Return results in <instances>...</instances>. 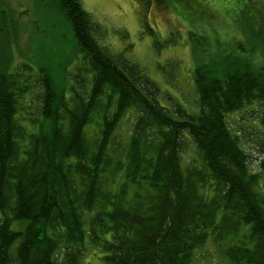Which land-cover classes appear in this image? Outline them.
Here are the masks:
<instances>
[{
	"label": "trees",
	"instance_id": "trees-1",
	"mask_svg": "<svg viewBox=\"0 0 264 264\" xmlns=\"http://www.w3.org/2000/svg\"><path fill=\"white\" fill-rule=\"evenodd\" d=\"M141 1L189 21L199 13L197 22L221 8L255 32L230 47L190 32L195 112L161 104L158 84L100 43L82 0H52L74 37L61 74L12 68L1 41L0 264H200L209 240L229 264H264V160L251 169L228 121L255 106L264 127V48L253 44L264 38V0ZM254 2L252 15L232 11ZM188 140L197 156L186 162Z\"/></svg>",
	"mask_w": 264,
	"mask_h": 264
},
{
	"label": "rangeland",
	"instance_id": "rangeland-1",
	"mask_svg": "<svg viewBox=\"0 0 264 264\" xmlns=\"http://www.w3.org/2000/svg\"><path fill=\"white\" fill-rule=\"evenodd\" d=\"M82 2L84 8L102 26L101 34L98 35L100 43L114 53H124L127 58L138 64L160 87L158 100L161 104L172 106L179 103L189 112L198 109V94L193 80L195 59L190 32L208 35L213 42L222 40L229 47L236 40L245 39L243 30L248 31L250 37H253L255 32L248 23L242 24L243 18L226 20L220 15L221 8L212 6L206 11H217L216 14L219 15L208 22H197L196 16L199 13H193L191 21L185 20L156 2L148 6L141 0ZM213 4L220 7L219 2ZM245 5L248 4L243 3L233 9L226 4L228 10L237 12V16L246 10L248 15H252L259 8L256 2L248 5L250 7ZM262 15L264 16V12ZM261 19L264 18L261 16ZM146 23L150 24L151 29ZM0 24L9 28L7 33L5 32L9 36L4 37L1 34L0 42L7 39L4 46L7 45L10 56L12 53V68L27 62L33 65L35 70L40 67L52 68L59 75L65 66L67 55H72L75 50L71 26L52 0H0ZM15 29L16 33L12 37ZM253 44L257 53L262 52L264 38L256 40ZM62 56V66L59 68ZM76 60L77 58L73 57L71 62ZM36 83L35 91L40 93V84L38 81ZM36 97L32 100V94L29 95L31 104L28 110H36L39 104ZM258 119L259 113L255 106L238 114H231L228 118L232 129L241 137V145L251 154L250 166L253 171L258 170L261 160H264V127ZM135 120V115L131 114L121 123L118 132L122 142L126 141V135ZM196 156L194 144L188 140L184 152L185 161H192ZM211 242L209 240L203 249L200 264H229L219 248Z\"/></svg>",
	"mask_w": 264,
	"mask_h": 264
}]
</instances>
